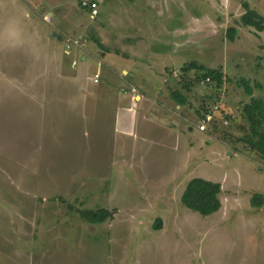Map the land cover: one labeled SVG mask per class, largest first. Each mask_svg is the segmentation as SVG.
<instances>
[{
  "label": "rangeland",
  "instance_id": "obj_1",
  "mask_svg": "<svg viewBox=\"0 0 264 264\" xmlns=\"http://www.w3.org/2000/svg\"><path fill=\"white\" fill-rule=\"evenodd\" d=\"M80 1L0 0V264H264V160L247 155L238 111L264 97V30L227 36L214 0H96L93 17ZM132 27L153 41L138 56L115 52L117 30ZM67 35L82 45L67 51ZM190 60L223 68L221 85L197 82L196 68L182 78ZM120 68L135 72L127 94ZM174 88L187 95L179 109ZM158 97L171 117L152 112ZM213 102L231 117L199 130ZM192 176L220 183L216 211L182 203ZM100 207L112 217L78 211Z\"/></svg>",
  "mask_w": 264,
  "mask_h": 264
},
{
  "label": "trees",
  "instance_id": "obj_2",
  "mask_svg": "<svg viewBox=\"0 0 264 264\" xmlns=\"http://www.w3.org/2000/svg\"><path fill=\"white\" fill-rule=\"evenodd\" d=\"M81 4V3H80ZM244 11L239 15L237 23L242 25H248L255 29V31L264 30V14L259 13L256 9L250 7L249 3L244 0L242 2ZM83 7V6H82ZM84 8V7H83ZM235 26H229L226 30L227 36L235 35ZM94 41L103 46L99 38H93ZM196 68L200 73V78H196L197 82L205 76H209L207 82L213 83L217 87L223 82V72L221 67L205 66L198 63L196 60H190L189 62L180 66V75L183 78L186 72L190 69ZM184 89H188V86L183 84ZM249 91V86L246 88ZM171 97L178 103L183 104L187 101V95L179 88H174L170 91ZM207 106H202L198 112H201L200 117L206 111ZM242 113L246 118L248 125V132L244 133L242 140L245 143L247 151L259 156L264 160V98L260 96L251 95L249 99L243 102L241 106ZM218 124L212 122L211 128H216ZM226 136V132H222ZM221 186L218 181L207 179L201 176H193L188 179L185 187L181 193L180 199L182 203L202 215H207L213 211H216L221 206V200L219 198ZM250 204L252 206L259 207L263 204V194L261 192H253L250 196ZM81 217L87 219L90 222H102L107 218L112 217L114 210L108 208H82L79 209ZM161 218L156 217L154 220L155 228L160 227Z\"/></svg>",
  "mask_w": 264,
  "mask_h": 264
},
{
  "label": "crops",
  "instance_id": "obj_3",
  "mask_svg": "<svg viewBox=\"0 0 264 264\" xmlns=\"http://www.w3.org/2000/svg\"><path fill=\"white\" fill-rule=\"evenodd\" d=\"M163 1H167L168 2V0H163ZM214 1H215L216 5L220 4V5H223V6H225L227 8V15H225L226 20L223 21V23H222L223 27H224L225 34L227 35L226 30H227V28L229 26H235L236 27L235 35H238L241 32V30L244 29V26L242 24L237 23V19H238L239 15L244 11V8L241 5V2L237 4L238 6H231L229 0H214ZM246 1L249 3L250 7L256 9L259 13L263 14L261 12V6H264V5H261L263 3V1L262 2H260V0H246ZM85 10L88 13V9L85 8ZM231 10H236V12H231ZM98 11H99V9H98ZM162 25L165 26L164 23H162ZM245 26H248V25H245ZM165 29L167 30L166 26H165ZM132 30H135V28L134 27H132V29L127 28L125 30L126 34H120L119 33L120 30L119 31L117 30V33L120 36V40H119L120 41L119 42V46L120 47H119V51H116L115 49H117V48H114L115 52L121 53L122 55H124V54L127 53L125 50H127L129 52L128 54L131 53V54H135V55L138 56V55H141L143 53V51H145L148 48V46L150 45L151 41H153V39H151V37L141 35L140 33H135ZM121 32L124 33L123 30H121ZM168 33H169V35H167V38L169 39L170 42L174 43V46H175L176 45V31H175V28L173 30L171 28L168 29ZM171 33H174V34H171ZM248 33L251 34L252 36H254L255 38H260V36L262 37V35H263V30L255 31V29L253 27L248 26ZM158 35L161 36V37L164 36V34L162 32H159ZM98 36L100 37L99 39L102 42V44L105 43V41L102 39L100 33H98ZM257 47H262L263 48L264 47V41H262V43L259 41V43H257ZM258 55L259 54H257V56ZM124 56H126V55H124ZM84 57L85 56L82 55V58H84ZM221 69H222V72H223V79H224L226 77L225 76V72H224L223 68H221ZM120 73H121V75L123 77V79H122L123 83H124V85H126V87L123 86L124 90H125L124 93L127 94L128 92H130L128 90L127 84L134 87V83H133L134 81L132 80V78L134 77L135 72L130 71V70L126 69V68H120ZM128 75L131 76L132 78L128 77ZM119 87H121V84L119 85ZM126 94L122 93L121 99L125 100L126 97H127ZM137 95L141 96V94L138 93V94H132V97H135ZM158 98L163 99V102L161 100L157 99V103H160V102H162V103H160L157 108H151L152 112L156 116L171 117V114L169 115L167 113L168 112L167 106L169 104V101L165 100L162 97H158ZM247 100L239 101L238 111L241 109V106H242L243 102H245ZM185 103H183V104H185ZM182 105L178 104L177 102H175V104H174V106L177 109H179V107H181ZM125 108H128V107H125ZM173 116H175V115H172V117ZM246 152H247V155L249 156V158H251V159H253L255 161H259V160L262 161V158H260L259 156L252 157V154H249L250 153L249 151L246 150ZM220 200H221V202L223 204L222 199H220ZM222 204H221V206H222Z\"/></svg>",
  "mask_w": 264,
  "mask_h": 264
},
{
  "label": "built area",
  "instance_id": "obj_4",
  "mask_svg": "<svg viewBox=\"0 0 264 264\" xmlns=\"http://www.w3.org/2000/svg\"><path fill=\"white\" fill-rule=\"evenodd\" d=\"M81 5L88 9V15L90 17L95 16L98 13V3L95 0H81ZM46 18L49 19V16L46 15ZM79 36H70L67 35L64 38V48L68 51L72 47L75 46H81L82 43L79 42ZM75 61H73V64ZM178 72L176 69L172 70V74L176 75ZM98 72L94 73V80L96 81L98 78ZM210 78L209 76H205L200 79L199 82L205 83ZM231 117V112L228 108L221 105L219 102H213L209 106H207L206 111L202 114L201 117L194 123V125L199 130H207L208 126L212 122H216V124H227L229 121V118Z\"/></svg>",
  "mask_w": 264,
  "mask_h": 264
},
{
  "label": "water",
  "instance_id": "obj_5",
  "mask_svg": "<svg viewBox=\"0 0 264 264\" xmlns=\"http://www.w3.org/2000/svg\"><path fill=\"white\" fill-rule=\"evenodd\" d=\"M53 35H56L57 36V38H59L60 39V37H61V34H57L55 31H53V33H52Z\"/></svg>",
  "mask_w": 264,
  "mask_h": 264
}]
</instances>
